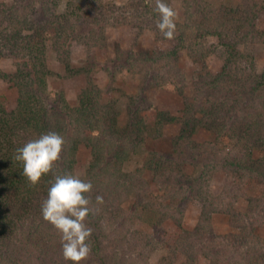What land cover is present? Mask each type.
Here are the masks:
<instances>
[{
	"label": "trees",
	"instance_id": "1",
	"mask_svg": "<svg viewBox=\"0 0 264 264\" xmlns=\"http://www.w3.org/2000/svg\"><path fill=\"white\" fill-rule=\"evenodd\" d=\"M132 1L142 5L150 23L157 24L156 0ZM175 1L187 7L185 14L195 17L193 26L176 23L174 38L166 39L170 49L142 54L119 51L104 68L113 76L127 66L133 72H145L139 93L128 100L127 121L120 126L116 102L102 101L91 68L72 67L69 49L78 29L90 35L97 28L103 34L105 22L124 17L126 5L106 0H0V61L8 58L14 66L13 72L0 66V81L13 94L9 101L0 102V264H70L63 258L59 233L41 214V203L55 175H76L81 148L89 153L81 179L93 185L85 194L91 209L86 223L92 229L85 264H129L134 253L126 248L127 235L129 240L149 244L135 249L136 259L149 256L154 245H162L167 248L166 264H198L202 256L209 264H264V246L256 234L264 225V193L258 198L245 192L252 183L264 188V72H257L254 55L243 50L248 43H264V31L255 24L264 13V0L207 10L194 6L197 0H165L176 11ZM90 40L85 43L92 49L96 42ZM48 45L65 73L86 77L74 107L63 90L55 94L49 90L53 72L47 63ZM183 49L205 67L194 85L195 97L182 98L180 116L166 110L148 113L153 104L151 90L169 82L166 68L178 67ZM210 57L215 60L207 67ZM177 94L182 96L183 91ZM174 122L180 123L177 142L188 152L186 158L174 162L168 155L152 152L146 163L150 181L125 172L124 165L150 126L160 136L163 127ZM198 128L212 132L213 142L197 145L193 136ZM49 132L62 135L65 145L53 172L33 186L23 176L22 163L14 159L16 149ZM225 137L228 143L223 142ZM189 153L193 159L202 156L210 161L198 167ZM191 167L196 172L187 170ZM220 169L234 177L230 183L234 191L246 193L245 212L214 203L211 179ZM155 191L162 193L161 198ZM129 195L135 199L130 207ZM187 196L201 204L192 231L170 216L180 214L178 206ZM153 199L159 201L157 207ZM220 213L230 217L237 233H216L211 220ZM168 219L176 230L164 227Z\"/></svg>",
	"mask_w": 264,
	"mask_h": 264
},
{
	"label": "rangeland",
	"instance_id": "2",
	"mask_svg": "<svg viewBox=\"0 0 264 264\" xmlns=\"http://www.w3.org/2000/svg\"><path fill=\"white\" fill-rule=\"evenodd\" d=\"M116 1L117 4L122 3L126 5L124 17H119L116 20H110L105 22L103 26V34L99 29H94L95 33L90 35L83 34L82 30H77L74 35V39L71 42L69 54L71 66L74 68H91V77L93 82L102 91L103 102H116L119 111V124L124 125L127 121L126 108L128 100L131 96H135L139 93V88L142 85V79L145 76L144 69L141 72L136 70L133 72L128 69H123L121 72H116L115 75L108 74L104 69L107 65H111V61L115 59L116 55L120 52H132L134 54H142L145 52H152L158 50H168L171 48V44L168 40L164 39L162 33L153 23H150L147 17L144 16L142 11V5H137L132 0H106ZM248 0H197V4L200 9L207 10V8H236L246 4ZM260 3L261 0H252ZM174 7L178 12L176 23H186L189 26L192 25L191 19L195 17H189L185 6L179 1H175ZM137 6L138 11L135 7ZM120 13L117 15L119 16ZM103 23V21H102ZM256 27L260 31H264V13L260 15L259 19L255 22ZM194 33V30L190 32ZM96 42L92 49H89L85 43L87 40ZM244 51L252 53L255 58V66L257 72H264V43H248L243 48ZM214 57H210L207 60V67H210L214 63ZM47 63L49 69L53 72V75L48 78L49 90L52 94L57 93L59 90H63L65 93L68 104L71 107L76 106L78 96L81 90L86 86V77L84 74L70 76L64 71V66L59 63L53 49L48 45L47 48ZM0 66L9 72H13L14 66L12 61L8 58H4L0 61ZM178 67L166 68L168 73H165L166 80L169 81L162 88L151 90L150 98L153 102L152 109L148 111L150 114H154L157 110L169 111L174 116H180L182 110V98L191 99L195 97L194 85L197 80L204 74V65L195 63L189 58L186 49L180 51ZM149 71H152L148 69ZM177 71L180 73L176 74ZM159 72L155 69V73ZM178 84V89L175 85ZM183 91V95L179 96L177 92ZM13 97L11 92L7 91V84L0 81V102L9 101ZM155 127L152 124L145 136L142 144L133 152L126 164L124 170L127 173H137L146 180L152 179L151 172L146 168V163L152 152L163 153L172 157L174 162H182L186 158L188 152L177 142V137L180 131V123L174 122L165 125L161 131L160 136L155 135ZM193 141L197 145H204L206 143L213 142L212 132L203 128H198L193 136ZM223 142L228 143V139L225 137ZM190 158L192 156L189 153ZM221 156L217 155V158ZM212 158V156H210ZM193 162L200 167L205 162H209V159H204L202 156L192 158ZM89 161V153L87 150L81 148L77 155V163L75 166V174L80 178L84 177L85 170ZM187 170L196 172V168H187ZM234 177L225 169H220L214 173L211 179L212 192L215 197L214 203L220 208L232 207L236 213H243L248 209V203L246 199V193L249 196L261 198L264 193L263 185L258 183H252L246 187V193L241 191H234L231 186V180ZM156 197L162 196L160 191H155ZM135 199L133 195L128 196L127 205L129 207L134 203ZM153 203L156 207L159 203L157 199H153ZM165 204L163 205V207ZM163 207L161 210H163ZM180 214L170 213L171 217L178 218L181 222L182 228L187 231H192L200 216L201 204L197 199L187 196L183 202L178 206ZM250 211V210H249ZM173 212V211H172ZM251 212V211H250ZM257 215L258 211L255 209ZM257 219H261L257 216ZM212 225L218 235L226 236L229 233H237L238 228L231 224L230 217L226 213L215 214L212 216ZM175 223L171 219H168L164 227L167 231L176 230ZM256 234L262 240L264 246V225L258 228ZM126 241L129 244L126 248L130 247V252L134 253L132 260L129 264H166L168 259L167 248L162 245H154L153 249L148 248L152 252L147 257L135 258L139 246H147L145 242H141L138 239H130L127 235ZM173 245V244H172ZM156 246V247H155ZM134 249L135 251H132ZM96 264V263H94ZM198 264H209L205 257H201Z\"/></svg>",
	"mask_w": 264,
	"mask_h": 264
},
{
	"label": "clouds",
	"instance_id": "3",
	"mask_svg": "<svg viewBox=\"0 0 264 264\" xmlns=\"http://www.w3.org/2000/svg\"><path fill=\"white\" fill-rule=\"evenodd\" d=\"M155 10L159 14L156 27L165 39H173L176 11L165 0H156ZM64 145V137L57 132L41 134L18 147L14 159L22 163L23 176L36 186L42 177L53 172ZM92 188L91 181L74 174L55 175L41 203V214L59 233L63 258L70 264H85L91 253L92 229L86 223L91 209L85 194ZM100 200L97 197V201Z\"/></svg>",
	"mask_w": 264,
	"mask_h": 264
}]
</instances>
